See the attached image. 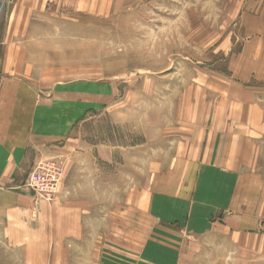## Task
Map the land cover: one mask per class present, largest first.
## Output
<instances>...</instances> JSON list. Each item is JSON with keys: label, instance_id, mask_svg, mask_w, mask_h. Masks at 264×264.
Masks as SVG:
<instances>
[{"label": "rangeland", "instance_id": "374dc122", "mask_svg": "<svg viewBox=\"0 0 264 264\" xmlns=\"http://www.w3.org/2000/svg\"><path fill=\"white\" fill-rule=\"evenodd\" d=\"M11 45L37 80L84 90L74 130L94 174L74 170V191L92 229L132 231L101 241L145 239L182 155L184 176L214 171L226 221L251 227L244 264H264V0H1L0 69Z\"/></svg>", "mask_w": 264, "mask_h": 264}, {"label": "crops", "instance_id": "0c3cea01", "mask_svg": "<svg viewBox=\"0 0 264 264\" xmlns=\"http://www.w3.org/2000/svg\"><path fill=\"white\" fill-rule=\"evenodd\" d=\"M15 48L8 47L0 69V264L245 263L251 227L242 219L226 221L208 184L214 171L195 172L196 180L188 178L181 172L185 168L182 155L171 169L175 183L166 193L171 196L170 209L161 210L145 239L137 245L128 240L124 244L101 241L130 237L132 231L124 224L115 227L113 218L108 219L107 229H92L94 205L86 203L88 194L80 196L74 191V170L94 174L93 155L74 130L84 114L85 105L79 99L84 90L80 93L71 84L37 80L24 70L25 60ZM14 52L18 57L13 58ZM56 158L67 160L63 187L54 201L37 200L25 180L38 162ZM85 158L89 167L81 162ZM234 169L229 168L228 178ZM195 184L199 186L194 198ZM185 231L194 240L186 242ZM202 239L209 242L192 249Z\"/></svg>", "mask_w": 264, "mask_h": 264}, {"label": "built area", "instance_id": "2783aa9c", "mask_svg": "<svg viewBox=\"0 0 264 264\" xmlns=\"http://www.w3.org/2000/svg\"><path fill=\"white\" fill-rule=\"evenodd\" d=\"M63 178L64 171L57 160H42L30 171L24 185L37 200L53 201L62 187Z\"/></svg>", "mask_w": 264, "mask_h": 264}, {"label": "bare ground", "instance_id": "6f19581e", "mask_svg": "<svg viewBox=\"0 0 264 264\" xmlns=\"http://www.w3.org/2000/svg\"><path fill=\"white\" fill-rule=\"evenodd\" d=\"M108 32V31H107ZM103 45V44H102ZM101 59V58H100Z\"/></svg>", "mask_w": 264, "mask_h": 264}]
</instances>
